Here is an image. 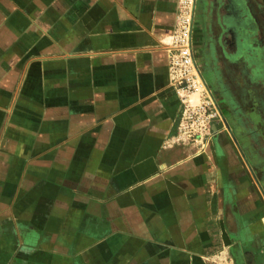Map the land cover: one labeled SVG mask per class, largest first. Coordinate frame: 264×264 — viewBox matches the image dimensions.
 Masks as SVG:
<instances>
[{
	"label": "crops",
	"instance_id": "0c3cea01",
	"mask_svg": "<svg viewBox=\"0 0 264 264\" xmlns=\"http://www.w3.org/2000/svg\"><path fill=\"white\" fill-rule=\"evenodd\" d=\"M177 1L0 0V264L262 261L264 152L228 101L264 144V8L198 0L196 63L233 125L188 145ZM242 22L258 62L230 45Z\"/></svg>",
	"mask_w": 264,
	"mask_h": 264
},
{
	"label": "built area",
	"instance_id": "2783aa9c",
	"mask_svg": "<svg viewBox=\"0 0 264 264\" xmlns=\"http://www.w3.org/2000/svg\"><path fill=\"white\" fill-rule=\"evenodd\" d=\"M193 8L194 0L177 1L175 26L167 45L168 77L177 90L182 105L176 142L188 145L207 143L208 134L212 131V119L220 117L218 110L213 113L210 111V90L206 87L194 55ZM192 94L198 95V103L191 102ZM256 264H264V258Z\"/></svg>",
	"mask_w": 264,
	"mask_h": 264
},
{
	"label": "flooded vegetation",
	"instance_id": "af4514ba",
	"mask_svg": "<svg viewBox=\"0 0 264 264\" xmlns=\"http://www.w3.org/2000/svg\"><path fill=\"white\" fill-rule=\"evenodd\" d=\"M260 1H262L264 3V0H260ZM258 11H260V9ZM246 27L247 26L244 24V22L240 23V25H239L240 29L237 30L238 31V35H237V33L235 31H233L232 29H229L230 35L232 36V40L230 42V45H232L234 47L235 46L237 47V50L239 51V55H240L241 58L251 56L255 61L258 62L259 59H260L262 50L259 47H255V46H252L250 48V43H249V41H248V39L246 37V35H247ZM201 73H202V71H201ZM203 74L206 76L207 79H209V77H210L209 73L205 69H204V72L202 73V77L205 80L206 85L208 86V81L206 80V78L204 77ZM223 99H224V96H223ZM224 101H225V99H224ZM228 102L230 103L231 110L229 109V111H230L229 112L226 108L225 109L227 110V112H229L231 114V116L234 117V119L236 120L237 123H241L242 124L244 122L243 121L244 115L240 112V110L238 109V106H234L233 105V101H231V102L228 101ZM223 110L224 109H222V107L219 106V113H220L219 120H220L222 126L224 127V131L226 132L228 129L229 130L232 129L233 120L231 119V117L228 118L229 116H226V115H228V113H224ZM226 127L228 129H226Z\"/></svg>",
	"mask_w": 264,
	"mask_h": 264
},
{
	"label": "rangeland",
	"instance_id": "374dc122",
	"mask_svg": "<svg viewBox=\"0 0 264 264\" xmlns=\"http://www.w3.org/2000/svg\"><path fill=\"white\" fill-rule=\"evenodd\" d=\"M246 1L251 5V6H254V9H256L257 7H259V9H261V8H264V3L262 2V1H260V0H252V1H250V0H243V3L245 2L246 3ZM245 3L243 4L244 6H245ZM197 4H198V0H194V8H193V11H194V15H195V11H196V8H197ZM262 11V10H261ZM194 17V16H193ZM193 27H194V18H193ZM193 32H194V28H193ZM194 42V41H193ZM200 68V67H199ZM261 75H263V77H264V72L262 73L261 72ZM264 80V79H263ZM263 80H262V82H261V84H263L264 85V82H263ZM207 87V89L208 90H210V94H211V98H212V101H210L209 102V107H210V111L213 113V112H215V111H217L218 110V112H219V102H218V99H217V97H215V95H214V93H213V91H211V89L209 88V86H206ZM263 98V100H264V97H262ZM192 102L193 103H198V100H196V97L195 96H193L192 97ZM196 101V102H195ZM254 105H256V104H254ZM252 113V112H251ZM243 127H244V129H242V131H244V133H245V135H249L250 137H251V139L252 140H250L251 142H249L250 144H251V147L250 148H252L253 150H252V152H255V151H257V152H261V153H263L264 152V144H262L261 142H258L259 144H255V142H254V134H255V132H253L254 131V128H255V126H254V124H252L249 120H247L246 118H244L243 119ZM212 124V126L213 125H215V127H216V130H219V131H224V128H223V126H222V124H221V122H220V120H219V117H215L214 119H212V122H211ZM226 129H228L227 127H226ZM239 130V129H238ZM260 131L262 132V131H264V126L260 129ZM213 136H214V134H213V132L212 131H210V133L208 134V137L207 138H209L208 139V141H211L212 139H213ZM235 136H237V134L235 133ZM238 137V136H237ZM236 137V138H237ZM238 139V138H237ZM207 140V139H206ZM254 144V145H253ZM245 146V145H244ZM247 149V150H246ZM245 150L248 152V153H251V150L249 149V145H248V148H245ZM260 153V154H261Z\"/></svg>",
	"mask_w": 264,
	"mask_h": 264
}]
</instances>
